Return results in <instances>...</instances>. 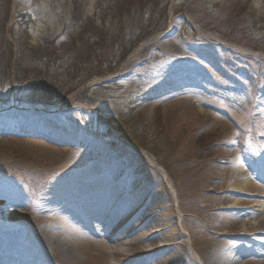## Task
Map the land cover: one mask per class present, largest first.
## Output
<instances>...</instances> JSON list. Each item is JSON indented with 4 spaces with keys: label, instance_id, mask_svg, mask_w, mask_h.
I'll list each match as a JSON object with an SVG mask.
<instances>
[{
    "label": "rangeland",
    "instance_id": "rangeland-1",
    "mask_svg": "<svg viewBox=\"0 0 264 264\" xmlns=\"http://www.w3.org/2000/svg\"><path fill=\"white\" fill-rule=\"evenodd\" d=\"M9 90L0 186L54 207L61 192L76 198L75 175L95 173L85 193L114 189L104 200L122 202L107 214L170 206L197 257L207 232L236 225L234 211L212 207L219 177L240 158L252 173L264 162V0H0ZM107 219L97 226L110 235ZM66 230L57 236L79 233ZM106 256L86 264H117Z\"/></svg>",
    "mask_w": 264,
    "mask_h": 264
},
{
    "label": "bare ground",
    "instance_id": "bare-ground-1",
    "mask_svg": "<svg viewBox=\"0 0 264 264\" xmlns=\"http://www.w3.org/2000/svg\"><path fill=\"white\" fill-rule=\"evenodd\" d=\"M67 177L58 178L59 188H64ZM93 177L75 175L76 198L61 192L54 207L44 198L40 203L25 202L9 185L0 186V264H86L91 259H104L107 254L117 258V264H264V162L252 173L240 158L219 177V184L226 189L216 193L212 207L234 211L236 225L227 232H207L196 246L197 257L187 248L172 207H157L149 199L129 216L114 209L111 219L112 213L107 214L106 207L122 202H115L113 197L104 200L114 189L110 196L91 191V197L85 193L90 187L98 189L89 180ZM139 196L141 203L144 192ZM105 214L109 221L102 224L111 229L110 235L97 226ZM63 215L75 222L62 225L58 220ZM136 217H140L137 223ZM150 218L152 228L148 226ZM82 223H86L85 231L79 225ZM66 229H77L79 233L74 239L57 236L59 231L67 234ZM133 247L137 249L135 254L129 253Z\"/></svg>",
    "mask_w": 264,
    "mask_h": 264
},
{
    "label": "trees",
    "instance_id": "trees-1",
    "mask_svg": "<svg viewBox=\"0 0 264 264\" xmlns=\"http://www.w3.org/2000/svg\"><path fill=\"white\" fill-rule=\"evenodd\" d=\"M73 35H75L74 33H73ZM74 38H75V40L74 41H78L77 40V37L76 36H74ZM11 90H9L7 93H2V92H0V98L1 97H3V95H4V99H5V101H6V103H7V100L9 101L10 99H11V96H12V94H11V92H10ZM3 94V95H2ZM16 95V94H15Z\"/></svg>",
    "mask_w": 264,
    "mask_h": 264
}]
</instances>
